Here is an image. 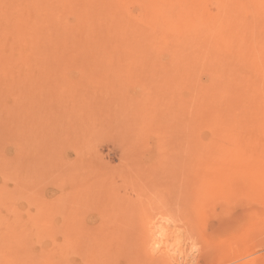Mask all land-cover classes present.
<instances>
[{
	"label": "rangeland",
	"instance_id": "rangeland-1",
	"mask_svg": "<svg viewBox=\"0 0 264 264\" xmlns=\"http://www.w3.org/2000/svg\"><path fill=\"white\" fill-rule=\"evenodd\" d=\"M155 229L264 264V0H0V264H154Z\"/></svg>",
	"mask_w": 264,
	"mask_h": 264
},
{
	"label": "bare ground",
	"instance_id": "bare-ground-1",
	"mask_svg": "<svg viewBox=\"0 0 264 264\" xmlns=\"http://www.w3.org/2000/svg\"><path fill=\"white\" fill-rule=\"evenodd\" d=\"M237 103H238L237 100H234L232 98L231 99L228 98L225 94V91H223L221 88L216 89L215 92L212 93L209 97L205 95L202 98V109L204 112L205 127H206L205 131L207 134H212V135L214 134L216 137L214 142H210V143L208 142V144L206 146L207 151L209 153H214L211 150H216V151L222 150V151H224V146H223V144L218 143L217 136L219 135V133H222V130L224 129V127L226 126L227 123H229L233 119H235V111L238 110V108H236V107H238ZM64 168H66V166ZM81 199H82V197H81ZM160 225H158V226H160ZM155 226H157V225H155ZM158 226L156 228H158ZM159 229H160V227H159ZM160 230L155 229L154 232H152V235L150 234V236H148V238H147L148 240H145L146 241L145 244H147V245H149V243H148L149 241H152L153 243L150 244L148 246V248H150V250H152L153 253H154L153 250L156 251L155 254H152L149 251L150 252V254H149L150 258H148V255H147V258H148V260L150 259L154 264H162L163 261L166 262V264H167V262L174 261V260L178 259L180 247H178L176 244H173V243L170 244V242L166 243L167 240L169 239L168 233H170V232L168 231L167 234H163V232H162L163 230L162 231H160ZM164 230H166V229L164 228ZM163 236L165 238V239L164 238L163 239L164 240L167 239V240H166V242H164L161 245V247H159L161 242H160V244L158 242L160 241V239ZM156 237H157V239H156ZM154 240H158V241H154ZM143 252H145V249L143 250ZM142 254H144V253H142Z\"/></svg>",
	"mask_w": 264,
	"mask_h": 264
}]
</instances>
